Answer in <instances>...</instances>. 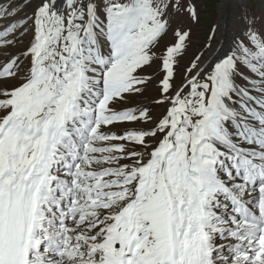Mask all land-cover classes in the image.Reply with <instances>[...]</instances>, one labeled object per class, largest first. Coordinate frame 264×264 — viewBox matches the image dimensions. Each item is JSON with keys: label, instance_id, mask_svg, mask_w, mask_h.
<instances>
[{"label": "snow or ice", "instance_id": "6c2138e0", "mask_svg": "<svg viewBox=\"0 0 264 264\" xmlns=\"http://www.w3.org/2000/svg\"><path fill=\"white\" fill-rule=\"evenodd\" d=\"M170 4L38 0L12 19L0 2V264H264V35L176 87L190 32L153 51ZM157 59L166 109L145 130L150 110L123 105Z\"/></svg>", "mask_w": 264, "mask_h": 264}, {"label": "rangeland", "instance_id": "374dc122", "mask_svg": "<svg viewBox=\"0 0 264 264\" xmlns=\"http://www.w3.org/2000/svg\"><path fill=\"white\" fill-rule=\"evenodd\" d=\"M0 2H4V0H0ZM37 3L38 0H31L27 6H24V0H15V4H19L21 7L17 10V17L12 19L31 15ZM188 5H194L199 17L198 21H193L189 16L186 10ZM166 18L169 22L167 32L162 36L157 47L153 49L157 57L163 54L166 46L175 43L174 30L190 32L187 49L176 68L174 85L178 87L184 82L185 75H190L185 73V68L192 62H197L200 65L208 54L210 55V51L220 44L222 34L225 37V42H228L227 44L232 49L227 56L241 55L238 49L241 44L248 43L247 38L252 30L264 35V0H179V10L174 9L170 4ZM8 22L0 21V29ZM221 24H224L223 30ZM16 38L20 42L8 48L7 52L19 54L23 51L31 39V32L23 37L17 33ZM197 56L200 57L199 61H196ZM159 63V59H157L151 66L143 70L142 75L152 77L150 83L145 86L142 94L130 96L123 105L124 107L148 108L150 110L154 119L148 125H143L145 130L154 126L155 121L162 117L166 109V105L155 104V100L160 95L159 80L163 76V73L159 71ZM210 71L211 69L201 75H206ZM239 71L243 72L245 76L258 80L243 65L240 66ZM236 80L238 84L249 87L239 76L236 77ZM253 94L256 93L253 91ZM113 130L122 133L125 128L118 126Z\"/></svg>", "mask_w": 264, "mask_h": 264}, {"label": "water", "instance_id": "95a60500", "mask_svg": "<svg viewBox=\"0 0 264 264\" xmlns=\"http://www.w3.org/2000/svg\"><path fill=\"white\" fill-rule=\"evenodd\" d=\"M224 37V35H223ZM220 46H218L216 48V54H214V56L210 59V61L206 62L203 64V66L201 67V73H206L207 71H209L211 69V67L216 63L221 61L222 57L219 60H215V57L219 54L220 51L225 50V52H229L230 51V46L227 44L228 42H225V37L223 39L222 42H220ZM209 55V54H208ZM201 65V64H200Z\"/></svg>", "mask_w": 264, "mask_h": 264}, {"label": "bare ground", "instance_id": "6f19581e", "mask_svg": "<svg viewBox=\"0 0 264 264\" xmlns=\"http://www.w3.org/2000/svg\"><path fill=\"white\" fill-rule=\"evenodd\" d=\"M227 20V19H226ZM225 20V21H226ZM223 22L224 24L226 23V22ZM224 24H221L222 25V30H223V28H224ZM222 40H221V42L223 41V39H224V37H223V34H222ZM221 44V43H220ZM220 44L219 45H217L216 47H215V49H213L212 51H210L211 53H210V55H208L207 57H206V59L201 63V67L203 66V64L204 63H206V62H208V61H210V59L214 56V54H216L217 52L215 51L216 50V48L218 47V46H220ZM227 52H225V50H222V51H220L219 52V54L215 57V60H219L221 57L224 59V58H226L227 57ZM246 147H250V146H247L246 145Z\"/></svg>", "mask_w": 264, "mask_h": 264}]
</instances>
